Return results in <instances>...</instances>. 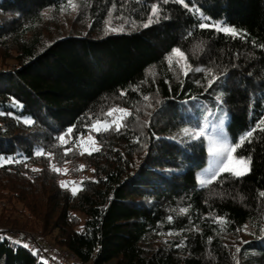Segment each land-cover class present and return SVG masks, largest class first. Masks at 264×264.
I'll return each mask as SVG.
<instances>
[{
	"label": "trees",
	"instance_id": "trees-1",
	"mask_svg": "<svg viewBox=\"0 0 264 264\" xmlns=\"http://www.w3.org/2000/svg\"><path fill=\"white\" fill-rule=\"evenodd\" d=\"M74 1L0 0V264H49L10 233L36 230L80 264H264V132L236 149L246 175L207 188L206 144L178 136L200 125V103L228 114L232 142L264 118V0H185L199 13L79 0L72 14ZM154 5L159 21L143 27ZM201 17L242 35L199 29ZM175 48L219 79L208 88L205 72L170 67ZM116 105L131 112L125 127L82 152ZM66 163L83 176L75 195L53 170Z\"/></svg>",
	"mask_w": 264,
	"mask_h": 264
},
{
	"label": "snow or ice",
	"instance_id": "snow-or-ice-1",
	"mask_svg": "<svg viewBox=\"0 0 264 264\" xmlns=\"http://www.w3.org/2000/svg\"><path fill=\"white\" fill-rule=\"evenodd\" d=\"M168 0H164V3H167ZM176 3H181L185 8H188L189 11L194 13H199V9L190 8L185 0H174ZM72 8H75L76 5H70ZM159 7L154 5L151 9V16L148 18V23L144 24L143 27H148L153 22L159 21ZM153 17H156V20H153ZM210 18L208 17H201L200 23H198L195 27L199 29H205L209 27L215 28L217 32H224L226 34H230L232 36L242 35L237 33L234 29L229 27H221L219 24H209L208 21ZM107 31H122V29H112L109 28ZM192 33H188L191 35ZM201 46L198 44L196 45V49L200 50ZM168 65L171 67L175 62L176 66L182 72L184 76H187L190 71L196 72H205L206 77H211V79H207V87L211 88L212 84L219 79V76L215 75L211 70L203 69V68H192V66L188 63V57L180 48H175L171 51L169 56L166 58ZM121 95H124L122 92ZM145 100L149 98L147 96L144 97ZM217 100L221 102V97H217ZM15 103V102H14ZM151 106V105H149ZM117 113H121L122 115H116ZM108 117H111V120H104L95 121L94 124L91 125V129L97 133L101 131H109L115 130L119 132L122 127H125L123 120L129 116H131V112L114 108L106 113ZM226 114H221L219 116L216 115L214 112H209L207 117H204V124L203 125H196L193 128L185 127L182 132V136L185 137V142H195L199 141L201 146L204 147L206 144L207 149V156H208V164L205 167L201 174L198 177V184L201 188L209 187L213 182L217 181L219 176L223 173H229L234 177H241L246 175L247 172L250 170L251 160H244V159H237L234 156L236 149L244 144L247 140L249 143L251 142V138L253 137L256 131L264 132V118H261L252 129H250L246 135L241 136L237 142H231L227 136L223 134V126L225 122ZM26 124H32L33 121L26 120L24 121ZM72 132V129H68V134ZM61 144L66 142L65 136L61 135L59 138ZM95 151H99L100 149L97 147L94 149ZM72 151V149L68 148L65 149V155L68 152ZM83 154V153H81ZM91 155V151L88 153ZM36 156L45 155L42 150H38L35 153ZM50 155V154H49ZM8 162H13L12 158H8ZM239 165L237 168L236 166ZM54 171L59 172V169H53ZM33 171H37L33 169ZM66 171V170H65ZM67 184L65 182H61V187H66ZM76 194V189L73 188V195ZM261 197H264V192L260 193ZM187 209H181V212H186ZM220 223H226L225 221H220ZM246 230V228H245ZM240 231V229H237ZM264 232V229H262ZM264 238V237H262ZM23 247H28L27 244H23ZM237 253L240 252V249H236ZM35 254V253H34ZM238 264V262H237Z\"/></svg>",
	"mask_w": 264,
	"mask_h": 264
},
{
	"label": "rangeland",
	"instance_id": "rangeland-1",
	"mask_svg": "<svg viewBox=\"0 0 264 264\" xmlns=\"http://www.w3.org/2000/svg\"><path fill=\"white\" fill-rule=\"evenodd\" d=\"M80 1L78 0V1H74L73 3H72V5L74 4V5H76V7L75 8H72L71 7V13L73 14L74 13V11L78 8V6L80 5ZM9 63H11V64H13L14 62L13 61H10ZM176 69H179L177 66H176ZM114 103H116V102H114ZM114 108H119V109H122L120 106H118V105H116V106H114V107H112V108H110L109 110H112V109H114ZM125 110V109H124ZM198 114H197V116L200 118V125H203L204 124V122H205V120H204V117H207L208 115H209V112H214V113H216V115L217 116H219V115H221V114H226V113H224V112H221V109L218 107V105L217 104H207V103H200L199 105H198ZM116 115H122L121 113H117ZM112 118L111 117H108L107 119H105V120H111ZM129 118L127 117V118H125L124 120H123V123H125L126 122V120H128ZM228 120H229V117H228V114H226V116H225V122H224V126H223V134L225 135V136H227L228 137V139L232 142V140H231V138H230V135H229V131L227 130V123H228ZM189 128H192V127H189ZM101 132H103V131H101ZM182 132H183V130L182 131H179V134H178V136H180V137H183L182 136ZM97 132H95V131H93L92 129H91V135H88L87 137H85V138H83L81 141H80V143H79V146H80V148H81V150H82V152H84V153H89V151H95L94 149L95 148H99V144H98V142H97V140H96V138H95V134H96ZM234 156H235V158H237V159H244V160H247V159H245V158H242V157H239V156H237V154H236V152L234 153ZM4 163H7V162H4ZM208 164V163H207ZM55 169H59L60 171L59 172H57V174H58V180H59V182H60V184H61V182H65L66 184H67V186L66 187H63V188H66L67 190H69L72 194H73V188H75L76 189V192L81 188V185H80V183H81V181H82V179H83V176H80L79 177V175H76L75 174V172L74 171H72L71 170V167H70V164H68V163H66V164H64V165H62V166H53ZM205 167H207V165L205 166ZM237 168L239 167V165H237L236 166ZM66 170V171H65ZM201 172H202V170L200 171V174H201ZM199 174V175H200ZM223 174H225V173H223ZM222 175V174H221ZM18 208L19 209H21L22 207L21 206H18ZM0 228H1V226H0ZM33 232H35V233H33ZM10 233H14L15 234V236L16 237H14V238H16V239H23V240H25V238H26V235H29V236H32L33 234H35L36 236H38V238H39V241H41V242H43V243H45L48 247H50V248H52V249H54L55 251H63V250H61V249H59L54 243H53V238H50V237H45L44 235H40V234H42V233H39V232H37V230L36 231H27V232H19V231H17V232H10ZM39 233V234H38ZM44 236V237H43ZM38 242V240H36V239H34V243H36V244H34V245H36L37 247H38V244H39V242ZM40 250H42L43 251V249L42 248H40Z\"/></svg>",
	"mask_w": 264,
	"mask_h": 264
},
{
	"label": "built area",
	"instance_id": "built-area-1",
	"mask_svg": "<svg viewBox=\"0 0 264 264\" xmlns=\"http://www.w3.org/2000/svg\"><path fill=\"white\" fill-rule=\"evenodd\" d=\"M12 237H16L14 233H11ZM20 239V238H19ZM34 239L38 240V247L34 244ZM24 243H27L29 248L34 249L36 246L37 249L42 248L46 253L49 264H80L78 259L71 253L66 251H55L54 249L48 247L45 243L39 241L38 236L33 234L32 236L26 235L25 240L22 239ZM37 242V243H38Z\"/></svg>",
	"mask_w": 264,
	"mask_h": 264
}]
</instances>
